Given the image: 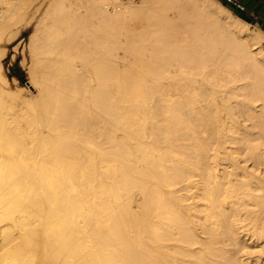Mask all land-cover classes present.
<instances>
[{
    "label": "bare ground",
    "instance_id": "6f19581e",
    "mask_svg": "<svg viewBox=\"0 0 264 264\" xmlns=\"http://www.w3.org/2000/svg\"><path fill=\"white\" fill-rule=\"evenodd\" d=\"M37 17L0 264H264V34L217 0H0V61Z\"/></svg>",
    "mask_w": 264,
    "mask_h": 264
},
{
    "label": "rangeland",
    "instance_id": "374dc122",
    "mask_svg": "<svg viewBox=\"0 0 264 264\" xmlns=\"http://www.w3.org/2000/svg\"><path fill=\"white\" fill-rule=\"evenodd\" d=\"M40 1H43V0H40ZM124 1H127V0H124ZM133 1L138 2V0H133ZM38 17H37V20L34 19V21L30 22L29 24H25V22H23L19 25L9 26L10 29L9 28L7 29V31L4 34V37L8 36L13 39H11L9 43H5V40H4L1 44L3 51L5 50V55L1 58V61H0L3 74L5 75V77L7 78L9 82L10 90L16 92L17 95L15 98L4 97V96L0 97V111H3L5 109L7 112L8 110L7 113L12 112V114L16 117L22 116V114L24 115V112L27 108V105L24 102L28 101L29 99L28 93L31 94V96L36 95V91L30 87H29L30 92L27 93L26 91L28 90L26 89V87L29 86L27 83L30 81L29 74L27 72V68L30 64V58L27 52V46L29 42V37L34 32L33 30H35V27H36L35 23H37L39 19ZM141 23H142L141 19L136 18L132 22V27L136 29L137 27L141 25ZM13 33L14 34L16 33V34L13 35ZM10 34H12L13 36H11ZM121 53L120 55H122ZM17 69H19L20 73L23 75L22 82L18 80L15 74ZM13 79H17V83H15ZM19 87H23L24 89L20 90ZM6 112L3 111V113H6ZM13 115H10V116H13ZM8 118H11V117H8Z\"/></svg>",
    "mask_w": 264,
    "mask_h": 264
},
{
    "label": "crops",
    "instance_id": "0c3cea01",
    "mask_svg": "<svg viewBox=\"0 0 264 264\" xmlns=\"http://www.w3.org/2000/svg\"><path fill=\"white\" fill-rule=\"evenodd\" d=\"M234 16L264 34V0H217Z\"/></svg>",
    "mask_w": 264,
    "mask_h": 264
},
{
    "label": "trees",
    "instance_id": "16d2710c",
    "mask_svg": "<svg viewBox=\"0 0 264 264\" xmlns=\"http://www.w3.org/2000/svg\"><path fill=\"white\" fill-rule=\"evenodd\" d=\"M15 74H16L18 80H20L22 82L23 81V75L20 73L19 69L16 70Z\"/></svg>",
    "mask_w": 264,
    "mask_h": 264
}]
</instances>
